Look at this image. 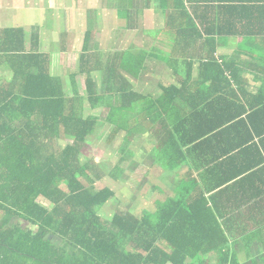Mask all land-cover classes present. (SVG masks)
<instances>
[{
	"label": "trees",
	"instance_id": "16d2710c",
	"mask_svg": "<svg viewBox=\"0 0 264 264\" xmlns=\"http://www.w3.org/2000/svg\"><path fill=\"white\" fill-rule=\"evenodd\" d=\"M116 3L119 18L126 21L123 29L141 31L144 8L155 3L166 15L165 27L174 35L175 49L196 48L208 54L176 60L175 64L187 68L174 74L180 84L160 83L159 88H151L160 93L154 98L157 93L144 96L126 76L143 83L144 73L164 76L145 63L144 49L115 52L111 60L107 54L104 61V53L83 52L79 69L63 78L52 75L51 56L40 51L38 31L31 34L28 47L23 28L0 29V264H208L200 259V252L220 251L232 237L214 215L192 212L197 203L181 197L180 186L174 197L166 194L158 179H148L157 170L154 166L145 176L146 197L144 206L139 204L140 213L117 208L110 221L100 217L99 210L118 201V188L107 183L93 190L104 174L84 158L87 139L95 135L100 122L90 112L107 111V147L120 132L124 137L147 131L144 148L151 152L152 146L150 154L165 160L166 168L187 163L195 155L190 147L201 148L215 128L204 131L203 103L206 85L213 82L205 78L206 71L208 75L217 72V77L227 70L222 67L227 63L216 57L220 44L233 38L241 40L238 45L243 52H264V0ZM158 51L162 55L154 54L155 59L173 65L170 53ZM79 74L85 75L83 94L75 86ZM260 96L255 113L264 115V90ZM190 98L195 104L189 105ZM117 99L119 104L111 102ZM171 109L177 117H170ZM63 141L68 142L65 147ZM127 147L123 138L115 147L120 157L110 174L115 184L128 174L125 162L137 164L131 162L133 153H125ZM163 196L166 200L159 201ZM151 204L152 212L147 209L143 214V208ZM219 262L227 263L226 259Z\"/></svg>",
	"mask_w": 264,
	"mask_h": 264
},
{
	"label": "crops",
	"instance_id": "0c3cea01",
	"mask_svg": "<svg viewBox=\"0 0 264 264\" xmlns=\"http://www.w3.org/2000/svg\"><path fill=\"white\" fill-rule=\"evenodd\" d=\"M58 1L53 0L50 3L52 10L58 11V8L63 6V3ZM114 2L116 3V0L111 2L108 0V7ZM187 7L190 9L191 6L187 5ZM117 10L110 16L115 15L120 28L127 31L128 29L122 28L126 21L119 18ZM93 12V15L97 16L98 11ZM143 15L144 26L145 23L147 24L146 19H149L148 24L155 25L153 29L144 27V54L147 56L145 63L161 71L165 79V81L161 80L163 77L159 79L158 75H154L156 82L153 83L157 85L153 86L150 83L153 78L150 80L151 78L148 77L147 80L144 79V89L159 88L162 82L168 86L179 85L180 82L174 74L179 70L185 71L187 68L184 65L175 64L176 60L186 55L189 58L198 55L207 56L208 52H196V48L184 52L175 49L174 35L165 27L166 15L155 3L145 7ZM142 19L143 16L140 21ZM68 22L65 23L68 24ZM24 30L29 47L31 34L27 29ZM62 34V38L59 39L64 45L66 42L64 35L67 36V32ZM73 35H76V41L74 40L72 52L85 51V46H88L86 40L81 42L78 48V35L75 32ZM162 38L163 41H161ZM49 39V35L43 38L42 33L39 49L42 53L51 56L50 71L52 73L53 68L56 67L54 54L58 52H49L51 45ZM220 41L223 42L224 38ZM240 41L233 38L225 39V42L219 46V52H216L217 60L223 64L227 63V67L222 66L224 70L227 69L225 75L220 73L216 77L214 73L217 72L208 75L206 71L205 78L210 77L213 82L207 83L206 88L209 90L206 89L204 95V131L209 132L210 127L215 128L208 134L209 137L205 138L204 145L196 150H194L195 147H190L195 155L191 154L187 163L174 169L166 168L165 165L168 163L163 162L165 160L158 163L154 160L150 154L154 151L152 146L151 152L147 150L148 148L146 149L147 156L144 157L146 158L144 164L148 168L147 173L150 170L149 166L157 168L155 173L160 177L157 178L158 182L165 187L166 194L175 197L177 195L175 190L180 186L183 190L181 197L185 196L188 200L193 199L197 203L192 212L204 217L214 215L218 218L222 230L232 234L230 240L221 248L222 250L210 253L200 252V259L208 264H220L219 261L222 259H226V264H264V122H262L264 115L255 113L262 99L260 94L264 90V52H243L238 45ZM149 44L150 49L169 50L167 53H170L173 59L170 63L175 66L155 59L154 54H162L158 50H155L156 52L148 50ZM129 48L121 52L128 51ZM70 49L69 44L62 48L67 52ZM76 71L77 69H74L70 73H61V75L52 73V75L68 78ZM211 93L216 97H206ZM159 95L158 92L157 97ZM189 101V105L195 104V100L190 98ZM157 113L158 120H161L160 111ZM170 113V117L178 116V113L172 109ZM163 115L165 119L168 118L167 113L163 112ZM145 133L148 135L147 131ZM188 189L189 193H186ZM160 200L164 201L166 198L163 196ZM147 209L151 213L152 204L145 206L144 212ZM196 247L199 246L195 243L193 248L196 249Z\"/></svg>",
	"mask_w": 264,
	"mask_h": 264
},
{
	"label": "rangeland",
	"instance_id": "374dc122",
	"mask_svg": "<svg viewBox=\"0 0 264 264\" xmlns=\"http://www.w3.org/2000/svg\"><path fill=\"white\" fill-rule=\"evenodd\" d=\"M52 1L53 0H0V29L5 27H21L23 29H27L29 34L38 31L40 38L42 33L43 38L48 37L49 35L51 50L47 45L46 48L49 49V52H58L54 54L56 67L53 68L52 73H55V75H61V73L68 72L70 73L74 69L78 70L80 63L79 56H81L83 52L94 51L100 54L104 53L105 55L102 57L103 61L106 59L107 54L108 58L110 55L109 59L111 60L116 51L121 52L129 47L128 51L139 52L140 49H144V27L145 29L155 28L153 23L148 24L149 19H146L147 24L145 23L144 26L143 15V19L141 21V31L122 30L120 25L116 22L114 17L115 15L110 16L111 14L116 13V3L114 2L113 5L111 4L108 7V0H59L63 3V6L61 5V7L58 8V11L51 9L50 3ZM109 1L111 2V0ZM60 9L62 10L61 14ZM93 11H98L97 16L93 15ZM54 12H56V14H53ZM104 14H106V16ZM54 17L56 19H54ZM68 17L71 19H67ZM65 22H68V24ZM94 22H99L100 24ZM115 29L116 31H113ZM65 31L67 32V36L66 42L63 45L62 40L59 38H62V33ZM74 32L78 35V48L80 47L81 42L86 40L88 44L86 51L72 52L74 40L76 41V35H73ZM161 41H163V38ZM68 44L71 48L70 51L67 52L62 50V48L64 46H68ZM150 48L151 45L149 44L148 50L156 52V48ZM164 52H169V50H164ZM123 73L126 75L125 72ZM126 76L129 78V82L132 84V87L138 89L142 94H144V96H148V93L152 92L155 94L157 93V90L153 91L154 89H144V86L141 88L143 81L140 82L138 79H135L128 74ZM143 77L146 80L148 77L151 78L150 80L153 78L150 73H144ZM63 78L66 77L63 76ZM153 82H156V79L153 78L150 83L152 84ZM75 86L81 94L84 93L85 75L79 74L75 77ZM97 86L100 89L102 88L100 81L97 82ZM154 98H157V95ZM111 102L119 104V99L112 100ZM90 115L98 118L100 122L95 135L87 139L86 155L84 158L86 160L90 159L92 164H95L99 168V171L104 174L103 182L94 186L93 190L101 189L105 187L107 183H111L118 188V201H112L114 206L110 204L99 210L100 217L104 220L110 221V218L113 217L117 208L120 210H136L138 207L139 209L141 208L139 204L143 203L144 206V197H146V194H144V182L146 181L145 176L148 171L146 164H144V160H146V158H144V154L147 153L146 148H144V139L148 137V135L141 132L136 135H126L122 137V134L124 135L125 133L120 132L111 146L107 147V144L104 141L108 134L107 132L109 131V127L105 128L107 111L103 109H96L90 112ZM140 129L141 127H139V130ZM122 138L128 144L125 153H133L131 162L134 161L137 162V164L130 165L129 162L128 164L125 162L126 165L123 167H125L128 171V174H125V176L123 175V178L121 177V184H115L114 179L111 178L110 174L113 172L115 167H118V163H120V157L117 156V147L120 146ZM67 143V141L61 142V146L65 147ZM115 147L117 148L116 150ZM152 157L154 159L159 158L158 156L154 157V155ZM157 160L160 162V159ZM158 177L157 173H155L152 176H148V179L152 178L156 180ZM134 193H137V195ZM44 204L49 206L46 203ZM138 212L140 213V210ZM142 213L144 214V208Z\"/></svg>",
	"mask_w": 264,
	"mask_h": 264
}]
</instances>
